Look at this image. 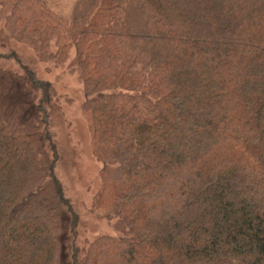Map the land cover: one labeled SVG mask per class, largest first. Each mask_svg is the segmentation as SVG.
Returning a JSON list of instances; mask_svg holds the SVG:
<instances>
[{"label": "trees", "instance_id": "obj_1", "mask_svg": "<svg viewBox=\"0 0 264 264\" xmlns=\"http://www.w3.org/2000/svg\"><path fill=\"white\" fill-rule=\"evenodd\" d=\"M47 1L0 0L5 35L44 62L74 49L94 207L124 232L72 264H264V0H79L70 26ZM27 73L39 119L0 102V264H61L55 92Z\"/></svg>", "mask_w": 264, "mask_h": 264}, {"label": "rangeland", "instance_id": "obj_2", "mask_svg": "<svg viewBox=\"0 0 264 264\" xmlns=\"http://www.w3.org/2000/svg\"><path fill=\"white\" fill-rule=\"evenodd\" d=\"M78 1L48 0L47 6L70 26ZM75 58L73 49L66 62L41 61L32 47L5 35L0 18V70L17 75L0 79L3 119L16 118L19 125L39 119L42 91L33 87L28 71L49 83L55 92L47 105L48 130L58 154L55 175L71 208L64 207L61 215V264H72L75 248L82 257L97 238L124 234L115 228V221H109L94 207L103 165L95 155L83 112V79L80 69L72 65Z\"/></svg>", "mask_w": 264, "mask_h": 264}]
</instances>
